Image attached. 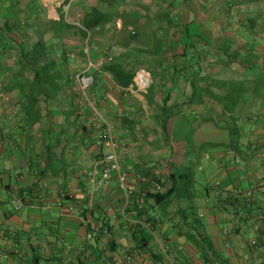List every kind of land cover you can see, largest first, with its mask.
<instances>
[{
    "label": "crops",
    "instance_id": "crops-1",
    "mask_svg": "<svg viewBox=\"0 0 264 264\" xmlns=\"http://www.w3.org/2000/svg\"><path fill=\"white\" fill-rule=\"evenodd\" d=\"M65 1L0 0V11L7 15L19 4L58 21L57 7ZM80 3L126 11L140 42L128 48H134L133 57L136 51L151 57L141 53L151 50L141 42L187 40L185 27L194 40L206 34L209 40L213 30L248 24L257 8L249 0ZM170 10L181 27L177 33L157 30L167 29ZM116 24V41L123 42V22ZM100 90L104 100L97 105L82 97L74 81L62 84L59 93L40 98L29 117L19 106V92L4 93L0 85V264H264L260 108L241 104L237 116L219 120L221 108L192 100L191 85L184 82L152 81L146 92L136 83L123 90L104 82ZM233 118L237 139L229 131ZM105 125L119 144L132 195L146 197L159 185L162 193L176 190L171 201L158 205L144 198L141 217L126 212L132 195L128 200L123 194L117 175L101 190L91 187L93 162L111 150ZM17 200L24 204L20 210Z\"/></svg>",
    "mask_w": 264,
    "mask_h": 264
},
{
    "label": "trees",
    "instance_id": "trees-1",
    "mask_svg": "<svg viewBox=\"0 0 264 264\" xmlns=\"http://www.w3.org/2000/svg\"><path fill=\"white\" fill-rule=\"evenodd\" d=\"M249 1L257 8L250 11L248 24L239 25L236 29L227 25L218 28V32L213 30V37L209 40L208 34L202 36L201 41L194 40L188 35V27H185L187 40L167 41L161 37L153 43L141 42L151 47L150 51L141 53L151 55L147 58L153 65L150 72L154 82L190 83L192 100L201 105L215 102L223 115L237 116L239 106L248 102L254 108L259 107V113L264 115V0ZM11 7L7 15L5 11H0V85L4 93L19 92V106L29 117L34 116V108L40 98L48 99L51 94L59 93L62 84L72 83L82 72L76 56L93 61L92 56L86 53L87 47L94 49L100 43L103 46L101 38L118 42L115 37L119 31L116 21L123 22L121 30L128 37L119 43H123L126 49L140 43L135 40V28L125 10L103 9L100 6L85 8L80 2L66 0L58 11L60 20L56 21L39 18L34 8L24 10L19 4ZM172 13L173 10H170L165 15L167 29L159 26L157 30L165 29L170 33L180 30ZM22 14L24 18H21ZM103 54L107 61L88 72L94 79L91 97L97 105L104 100L100 93L101 83L112 82L118 88L127 90L135 84L140 64L110 60L106 50ZM210 108L213 109V105ZM233 121L229 131L237 139L239 128L237 120L233 118ZM104 127L107 133L108 126ZM104 138L108 140V135ZM175 195L174 189L167 193L150 192L146 197L132 195L133 203L129 204L126 212H137L142 217L146 210L144 198L160 205L171 201ZM95 238L97 243L100 242L98 235Z\"/></svg>",
    "mask_w": 264,
    "mask_h": 264
},
{
    "label": "built area",
    "instance_id": "built-area-1",
    "mask_svg": "<svg viewBox=\"0 0 264 264\" xmlns=\"http://www.w3.org/2000/svg\"><path fill=\"white\" fill-rule=\"evenodd\" d=\"M74 0H71V3ZM67 12L69 10V7H67ZM145 75V79L141 76ZM77 83L79 85L80 93L82 97L88 102V93L91 89V87L94 84V79L91 75L88 74V72L82 73L77 78ZM135 83L137 87L143 91L146 92L151 88L152 85V78L151 74L146 72H141L137 79H135ZM108 134V143L111 147L110 152L99 156L94 162H93V169L90 173V185L95 190H101L103 189L109 181L112 179L114 175H117L119 180L120 189L123 192V194L127 197L128 200H130V197L132 195V190L130 188V185L128 183V173L124 171L122 164L119 159V144L115 138V136L112 133V130L110 127L107 129ZM0 154V158H1ZM258 188H264V181L260 182L257 185ZM156 191H161V187L159 185H156ZM15 206L18 210L22 209L24 204L22 201L17 200L15 201Z\"/></svg>",
    "mask_w": 264,
    "mask_h": 264
},
{
    "label": "rangeland",
    "instance_id": "rangeland-1",
    "mask_svg": "<svg viewBox=\"0 0 264 264\" xmlns=\"http://www.w3.org/2000/svg\"><path fill=\"white\" fill-rule=\"evenodd\" d=\"M74 1L75 2L77 1L78 2V0H74ZM80 1L81 0H79V2ZM61 5L62 4H60L59 7H57L58 10L61 8ZM48 11H49V9H48ZM56 18H59V13H57ZM101 40H102V42H104V45L103 46L100 45L101 44L100 43V44H98V46L95 45L96 47L94 49H93V47H90V48L87 47L86 48V53L88 55L90 54V56H92L93 61H89L88 62V59L87 58L84 59V58H79L78 56H76L77 57L76 60H79L78 68L82 71L81 73H79L78 75H76V77L73 79L74 83H76L77 85H78L77 78H78L79 75H81L82 73H85V72H89L90 70H96L100 66H102V64L104 62L107 61L105 59V55L103 54L104 53V50H106L107 51V54L110 55V57H111L110 60H118V61L123 62L125 64L132 63L133 61H136L137 63L140 62V64H138V66H137L138 73H137L136 79L138 78V76H139V74L141 72H146V73H149L150 74V71H152L153 65L150 64V62L148 61V58L147 57L143 56L138 51L135 52V50H133V52H135L134 55H136V56L135 57L132 56V52H129V51L132 50V49H134V48L128 50V49H126L122 45V43L115 42L114 40H112V41L110 40L109 41L108 38H101ZM103 48H104V50H103ZM84 67H85V69H84ZM151 78H152V81L154 82V79H153L152 76H151ZM89 93H90V91H89ZM89 93H88V98L90 99V102H91V100H92V97L91 96L92 95L89 94ZM90 107H91V105H90ZM217 117L219 118V120H221V119L225 118V115H223L219 111V112H217ZM256 122H258V121H256ZM256 122L254 123L251 120L249 121V123L252 124L253 126H257L258 125V123H256ZM190 168L193 170L194 169V166L191 165ZM199 179H200V182H202V186L204 188L205 187V183H206L205 178L202 175H199ZM196 238L201 243V241H202L201 236H197ZM208 244H209V241H208ZM196 248L198 250H200V252L202 254H205L207 252V249H205L206 247H204V244H200ZM211 254H212V252H211ZM174 264H177V263H174Z\"/></svg>",
    "mask_w": 264,
    "mask_h": 264
},
{
    "label": "bare ground",
    "instance_id": "bare-ground-1",
    "mask_svg": "<svg viewBox=\"0 0 264 264\" xmlns=\"http://www.w3.org/2000/svg\"><path fill=\"white\" fill-rule=\"evenodd\" d=\"M145 77H146L145 75L142 76V78H144V79H145Z\"/></svg>",
    "mask_w": 264,
    "mask_h": 264
}]
</instances>
